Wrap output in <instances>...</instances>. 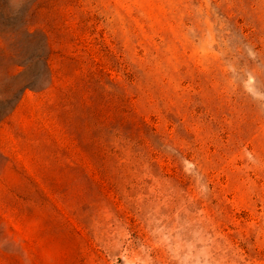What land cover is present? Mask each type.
Here are the masks:
<instances>
[{"label": "rangeland", "instance_id": "obj_1", "mask_svg": "<svg viewBox=\"0 0 264 264\" xmlns=\"http://www.w3.org/2000/svg\"><path fill=\"white\" fill-rule=\"evenodd\" d=\"M0 264H264V0H0Z\"/></svg>", "mask_w": 264, "mask_h": 264}]
</instances>
